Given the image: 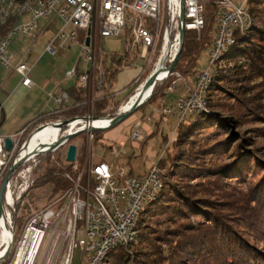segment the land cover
Segmentation results:
<instances>
[{"label":"built area","instance_id":"2783aa9c","mask_svg":"<svg viewBox=\"0 0 264 264\" xmlns=\"http://www.w3.org/2000/svg\"><path fill=\"white\" fill-rule=\"evenodd\" d=\"M216 4L215 32L207 66L192 83L169 68L184 44L185 36L182 41L181 30L186 34L191 31L200 33L204 29L205 2L202 0H58L41 7L23 8L22 22L17 31L0 40V67L15 71L20 76V85L32 90L35 87L31 77L33 65L28 56L37 39L52 26L59 24L60 29L48 42L44 53L56 56L55 46L58 42H61L62 49L80 46L83 50L81 57L90 67L94 58V34L103 40L122 37L131 40L133 46L142 50L140 57L146 61L147 67L152 57L159 53L155 69L147 75L136 92H142L147 80L156 74L155 83L150 88L151 98L156 85L176 76L166 93L177 95L175 110L179 121L183 122L203 109L204 84L211 78L215 54L226 46L230 34L245 30V26L250 24L246 0H218ZM25 17L28 20L24 21ZM88 31L91 32L89 47L86 46ZM17 37L30 41L28 50L18 60L11 50V44ZM90 67L88 72L78 76L82 88L89 85ZM142 74L138 76L137 82L141 80ZM76 76L75 69L68 72L66 77L72 79ZM97 83L99 88L104 87V74ZM136 95L113 116L94 118L88 115L66 123L60 120L45 123L31 131L26 138L27 128L12 135L0 133V186L9 170L23 162L10 177L4 196L3 215L0 218V263L13 252L11 264H38L47 232L59 225L64 226L63 229L70 236L60 264H73V254L77 249L80 251L78 264H99L106 250L128 246L134 217L139 214L140 207L154 196L157 183L163 181L162 172L157 166L148 174L139 176L131 175L124 169L114 172L106 162L90 165L88 175L96 181L95 188L81 186L83 171H80L72 189L50 207L36 212L27 220L19 239L15 215L19 202L32 187L33 164L36 165L39 156L65 149L66 159L70 146L68 136L85 134L92 141L95 132L110 129L117 116L132 109L135 103L132 100ZM51 98L59 107L71 100L67 92L53 94ZM130 103V110L125 112V107ZM163 114L166 122L175 112L165 108ZM93 124L96 126L91 128ZM133 139L138 143L144 139L140 124L133 132ZM8 140L12 143L10 150H7ZM57 144L59 147L52 149ZM77 160L78 152L75 169L78 168ZM60 202L62 204L57 208ZM79 232L81 236L78 239ZM49 261H40V264H50Z\"/></svg>","mask_w":264,"mask_h":264},{"label":"trees","instance_id":"16d2710c","mask_svg":"<svg viewBox=\"0 0 264 264\" xmlns=\"http://www.w3.org/2000/svg\"><path fill=\"white\" fill-rule=\"evenodd\" d=\"M217 1L205 3L203 31L200 34L193 31L185 34L175 68L181 76L196 71L202 54L212 47ZM247 6L256 23L251 28L234 32L235 42L222 57L220 68L206 93L209 112L199 116L198 113L195 120L179 123L176 136L170 143L172 146L166 150V156L158 161L165 172L162 175V188L156 200L146 205L140 213L137 226L139 244H129L131 249L137 246L136 254L139 253L141 260L136 258L137 255L131 257L128 250L120 246L112 249L102 264H139L138 261L146 260L148 264H156L155 260H151L155 256L166 257L165 262H175L176 258L169 253L167 257L161 248L165 244L173 249L175 239L176 249L185 254L184 257L178 254L180 260L177 261L181 264H264V248L256 246L251 238L253 235L243 229V216L231 215L227 204L224 206L215 199L197 194V184L201 179L214 177L243 181L247 175H254L252 193L259 211L253 213L250 225L259 232L255 237L264 242V162L255 151L252 153L247 149V138L235 132L248 120L264 118V0H248ZM20 21V18L12 17L6 24L0 25V38ZM130 46V41L126 40L122 54L115 52L110 58L105 55L104 60L100 61L104 70V88L112 87L117 81L122 66L133 63ZM76 72L79 76L78 68ZM174 80L156 85L151 100L165 98ZM97 91L92 84L86 88L74 85L66 89L73 101L71 106H61L44 113L22 129L27 128L29 134L42 124L59 120L66 123L91 113L94 118L113 116L116 111L107 113L112 105V96L105 94L98 97ZM210 111L217 113L218 117L212 116ZM2 122L3 116L0 126ZM100 132L94 134L93 141L102 139ZM60 153L58 150L38 157L31 187L35 190L51 186L52 195L58 200L73 188L83 161V157L79 156L78 168L75 169L74 163L62 161ZM227 155L230 159L220 162ZM86 174L82 176L81 186L89 184L94 189L96 181ZM129 174L133 175V172L129 171ZM21 203L18 208H21ZM22 210L27 213L28 208L23 207ZM27 214L20 217L15 215L16 224L23 225Z\"/></svg>","mask_w":264,"mask_h":264},{"label":"rangeland","instance_id":"374dc122","mask_svg":"<svg viewBox=\"0 0 264 264\" xmlns=\"http://www.w3.org/2000/svg\"><path fill=\"white\" fill-rule=\"evenodd\" d=\"M202 1L206 3L210 0ZM239 1L241 0H237V2ZM246 8L248 10L251 21L248 28H251L252 25H254V23L256 22L249 13L247 3ZM23 20H28V17L23 18ZM59 29L60 25L56 24L48 32L41 35L37 39V43L35 44L34 49L31 51V58H28L31 64L36 63L31 74V77H33L32 79H34L36 83L34 89L28 91L21 90L17 92V89L19 88L18 84L20 81V76L11 69L0 67L1 103H7V97L10 95L11 98L14 95L12 101L5 108L6 118L4 124L0 129L1 134H15L20 131V129L25 124L34 122L40 115L49 112L50 109L55 106L50 95L53 92L57 93L62 89L70 88L78 81L77 76L72 78L71 80H68L66 77L68 72L77 68L79 72L89 71L90 66L85 61V59L81 57L83 50L80 46H73L71 48L62 49L60 47L61 42H58L55 46L57 51L56 56H51L47 53H44L48 41L55 37ZM94 37H96L95 40H93L94 58L92 59V68L90 67L91 75L89 76V84H92V87L95 86V88H97L98 91L96 93V96L99 97L105 94H107V96H112V105L107 109V113L113 111L117 112L121 106L125 105L130 100V98L135 93H137L136 90L140 87L141 83H143L145 79H147V75H150V73L153 72V70L155 69V65L159 59V53H156L152 57V61L147 67L146 61L140 57L142 50H140V48L137 46H133V43L130 40L131 61L133 63L127 67L122 66L121 69L122 71L126 69H136V71L138 70V72L140 71L143 74L140 81H136L138 77L133 79L131 85L126 88V93L122 92L120 96H116L117 92L115 90L114 84L110 88L109 86H107V88H104L105 86L103 88H99L98 86V78L102 74H104L103 65L100 61L104 60L105 55L109 56L110 58L111 55L115 52L122 54L125 48V40L122 37L117 39L109 38L103 40L98 36V34H94ZM29 43V40L25 41L21 37H17L14 39L11 44V50L14 52L17 60L20 59L27 48H29ZM209 53L210 50L205 51L202 54L196 67V71L190 72L185 76L182 75V77L185 78L189 83H192L196 76L206 68ZM219 68L220 63L217 67V70ZM133 74L134 70H126L120 77L119 81L116 82L115 86H122L124 83L130 80ZM171 79H176V76H173ZM138 92H141V90H139ZM141 94L142 92L139 93L136 99L141 98ZM173 94L174 95H166L165 98L160 99L151 100L152 97L149 98L139 110L133 113L122 124L108 130L101 131L100 135L102 136V139L99 141H91L88 137H86L85 134L79 136L77 139L75 138L73 140H70L69 145H75L77 147L78 157L80 152L81 157H83V161L80 165L81 171H83V175L86 173V175H88L90 165L97 164L101 161H107L106 163H111V167L114 172H117L120 169H124L129 172L130 169H132L135 174L143 172V174L139 176H144L148 174L154 166H157L161 170L162 175L165 174V172H163L159 167L158 161L166 156V150L169 146H172L170 145V143L174 139V136H176L175 133L177 131L178 124L181 123L175 110L177 95L175 96V93ZM136 99H134L132 102H135ZM165 108H171L175 112L174 115L168 117V121L166 122L164 121L163 114V110ZM206 112H209L207 108L206 110L197 114L199 116L202 113ZM210 113L212 114V116L218 117L217 113H212L211 111ZM89 115L93 117L92 113ZM2 116L3 113H1L0 119L2 118ZM198 116H189L185 119V121L195 120V118H197ZM138 124H140V128L144 135L143 141L139 143L133 139V132ZM235 132L236 134H240L241 137L247 138V149L252 153H254L255 151L257 157L264 162V118L248 120L245 125L236 129ZM26 137H28V134L27 136H25V138ZM165 137H168L169 139ZM64 150L65 149H62L60 151L62 161L64 163H69L64 157ZM229 159L230 157L227 155L222 157L220 159V162H227ZM77 164H79L78 160ZM36 165L33 164L34 169L32 173V179H34ZM198 182V196L215 199L218 203L220 202L223 205L227 204L228 208L231 210V215H237L240 218L243 216L244 219L241 220L243 223V229L247 234L249 233L253 235L251 238L255 242L256 246H258L259 248H264V242L259 241V239L255 237V234L259 232L252 229V226L250 225V222H253V213L259 211V205L254 202L255 198L252 193V186L253 184H255L254 175H247L243 181L229 178L212 177L208 179H201ZM56 201H58V197L52 195L51 186L38 188L35 190H32L31 188L23 197V200L21 201L22 203L20 204L21 208L17 207L16 215L18 217L25 216V214L28 213L23 221V225L16 224L15 220L16 230L18 232L17 239H19L22 229L24 228L27 220L33 214L39 212L44 208L50 207ZM23 207L28 208L27 213H24V210H22ZM63 227L64 226L62 225H59L58 227L54 226L46 234V239L49 240V238L53 239L54 233H58L52 253L47 254L50 255L47 259V261L50 260L48 262L50 264H60L63 255L67 250L70 236L67 235ZM80 236L81 233L79 232L78 239L80 238ZM137 238H139V235ZM176 242L177 241L175 239L173 249L172 247L165 244L161 247L162 250L165 251L167 257L169 253L176 258L175 262L173 260L172 262H165L164 258L166 257L159 258V256L151 257V260H155L156 264H181L180 261H177L180 260V255L178 254H182L183 257L185 256V254L181 252L180 249H176L178 248L176 246ZM133 244H139V239L134 241ZM124 247L128 250L131 257L134 258L137 255V246L136 248L132 249L130 245ZM43 248H47L46 243L44 244ZM46 251L49 252V249H46ZM13 257L14 253L11 252L8 258L4 261L5 263L2 262L0 264H11ZM43 258L44 260L42 259V261L46 262L45 255ZM136 258L138 260H141L139 259V253ZM79 259L80 251L77 249L73 254V264H78ZM148 262L149 261L147 260L143 262L138 261L139 264H148Z\"/></svg>","mask_w":264,"mask_h":264},{"label":"bare ground","instance_id":"6f19581e","mask_svg":"<svg viewBox=\"0 0 264 264\" xmlns=\"http://www.w3.org/2000/svg\"><path fill=\"white\" fill-rule=\"evenodd\" d=\"M57 1L58 0H0V25L6 24L12 17L13 18L14 17L22 18L21 12L23 11V8L41 7V6H45V4L56 3ZM246 10H247V8H246ZM247 12H248V10H247ZM20 24L21 23H19L18 25H20ZM18 25H16L7 35H5L4 37L0 38V40H4V38H7V37L13 35V33L16 32L17 29H18ZM249 25L250 24L246 25L245 29L248 28ZM234 42H235V39L233 37V34H230L229 42L222 49L221 52L215 54V56L213 58V62H212L211 78L206 80L205 84H204V97L202 98L203 109L195 112V115L197 113H201L202 111L206 110V103H207V101H206V93H207L209 85H210V83H211V81L213 79V75L217 71V67H218L220 61L222 60V57L224 56V54H226V52L228 51L229 47L232 46L234 44ZM139 93L140 92H137V95L133 98V100L137 98ZM150 95H151V90L150 89L147 90L146 92H142V94H141L142 101L146 102L150 98ZM132 103H130L128 106L125 107V109H124L125 112L130 110ZM95 126H96V124L90 125L91 128H93ZM161 188H162V181H159L157 183V185L155 186V194H154V196L151 197V199H148V201L144 205H142L140 207L139 214L134 217L133 226H131V228H130V235H129V243H128V245L133 243L134 241H136L138 239L137 238L138 237L137 226H138V220H139V217H140V213L143 211V209L145 208L146 205H148L152 201L156 200L155 198L157 197V195L160 192ZM57 234L58 233H54L53 234V239H51V238H49V240L45 239V243H46L47 248H45V249L42 248L41 257L38 260V264H40V261H42V259L44 260V258H43L44 255L46 257L45 260L47 261L48 257L50 256V255H47V254H51L52 253V251L54 249V246H55V241H56V238H57ZM46 249H49V252H47ZM112 249H114V248H110V249L105 251V253L99 259V264L103 263L105 257L107 256V254Z\"/></svg>","mask_w":264,"mask_h":264},{"label":"water","instance_id":"95a60500","mask_svg":"<svg viewBox=\"0 0 264 264\" xmlns=\"http://www.w3.org/2000/svg\"><path fill=\"white\" fill-rule=\"evenodd\" d=\"M181 18L183 19L184 18V13L182 11V16ZM90 34L91 32L88 31V38L86 40V46L89 47L90 46ZM184 36H185V31L184 30H181V39L183 41L184 39ZM182 52V50H181ZM181 52L179 53V55L177 56L176 60L174 61V63L170 66L169 70L171 72H173L177 66V63L179 61V57H180V54ZM155 80H156V74H154L153 76H151L147 82L145 83L144 85V88L142 90V92H146L147 90H149L155 83ZM145 102L142 101L141 98H138L136 99L132 109L125 113V114H122L120 116H117L113 121H112V125H111V128L113 127H116L120 124H122L124 121H126L133 113H135L137 110H139L143 105H144ZM76 135H70L67 137V139L70 141L72 140ZM11 141L8 140L7 141V150H10L11 149ZM59 147V144L55 145L54 147H52V149H56ZM76 158H77V147L75 145H70L69 148H68V152H67V157H66V160L67 162L69 163H75L76 162ZM23 162H21L20 164H22ZM15 165L13 166L9 172L7 173L5 179L3 180L1 186H0V218L2 217L3 215V205H4V196H5V192H6V188H7V184L9 182V179L10 177L12 176V174L15 172V170L18 168V166L20 165Z\"/></svg>","mask_w":264,"mask_h":264},{"label":"crops","instance_id":"0c3cea01","mask_svg":"<svg viewBox=\"0 0 264 264\" xmlns=\"http://www.w3.org/2000/svg\"><path fill=\"white\" fill-rule=\"evenodd\" d=\"M21 19V21H20V23L22 22V18H20ZM53 27V26H52ZM52 27L50 28V29H52ZM49 29V30H50ZM48 30V31H49ZM48 31H46V32H48ZM45 34V33H44ZM125 40V46H126V40L128 41V39H124ZM49 42V41H48ZM47 46V45H46ZM34 49V48H33ZM32 49V50H33ZM125 49V48H124ZM27 50H28V48H27ZM31 50V51H32ZM13 52V51H12ZM14 53V52H13ZM31 58V52L29 53V56H28V58ZM30 62V61H29ZM30 64H31V62H30ZM36 64V63H35ZM35 64H31V65H33V70H34V67H35ZM33 70H32V72H33ZM126 70H134V74H133V76H131V78H130V80H128L126 83H124L122 86H120V87H116L115 86V84H116V82H118L119 81V79H120V77L122 76V74L126 71ZM126 70H123V71H121L120 72V74L118 75V78H117V81L114 83V87H115V90H116V92H117V95L116 96H120L121 94H122V92H124V93H126L127 92V90H126V88H128L130 85H131V83H132V81H133V79L134 78H137L139 75H140V71L138 72V70L136 71V69H126ZM80 73H82V72H80ZM33 78V77H32ZM68 79V78H67ZM77 79H78V76H77ZM68 80H71V79H68ZM79 80V79H78ZM33 81H34V79H33ZM34 83H35V81H34ZM75 85H79V81H77L76 82V84ZM35 86H36V83H35ZM74 86V85H73ZM18 89H17V92L18 91H23V90H27V89H25L24 87H22L21 85H20V81H19V84H18ZM35 88V87H34ZM33 88V89H34ZM71 88V87H70ZM67 89H69V88H67ZM28 91V90H27ZM61 92H66V89H62V90H60L59 92H57V93H55V92H53L51 95H50V97L53 95V94H59V93H61ZM168 95H171V94H167V96ZM172 95H174V94H172ZM175 96H176V94H175ZM14 98V95H13V97H11L10 98V95L7 97V103H5V104H2L1 103V100H0V106L2 107V113H3V122L1 123V126H0V129H1V127H2V125L4 124V122H5V118H6V113H5V108H6V106L12 101V99ZM52 99V98H51ZM53 101V100H52ZM54 102V101H53ZM72 103H73V101L72 100H70V102L67 104V105H65V106H71L72 105ZM54 107L53 108H51L50 109V111L49 112H52V111H54V110H56V109H58L59 108V106H57L55 103H54ZM22 129V128H21ZM20 129V130H21ZM3 135H5V134H3ZM11 135V134H10ZM80 151V150H79ZM79 156H81V152L79 153ZM79 158V157H78ZM107 162V161H106ZM95 163H97V162H95ZM108 164H110L111 165V163H109L108 162ZM130 171H132L133 172V175H141V174H143V172H140V173H137V174H135L134 173V171L132 170V169H130Z\"/></svg>","mask_w":264,"mask_h":264}]
</instances>
